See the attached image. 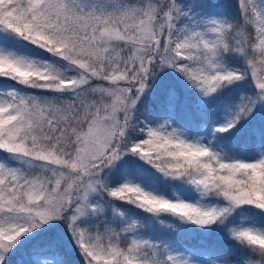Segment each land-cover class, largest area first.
Returning a JSON list of instances; mask_svg holds the SVG:
<instances>
[{
    "label": "snow or ice",
    "instance_id": "obj_1",
    "mask_svg": "<svg viewBox=\"0 0 264 264\" xmlns=\"http://www.w3.org/2000/svg\"><path fill=\"white\" fill-rule=\"evenodd\" d=\"M0 264H264V0H0Z\"/></svg>",
    "mask_w": 264,
    "mask_h": 264
}]
</instances>
